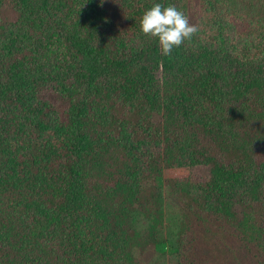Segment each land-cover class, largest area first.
Returning a JSON list of instances; mask_svg holds the SVG:
<instances>
[{
    "label": "trees",
    "instance_id": "trees-1",
    "mask_svg": "<svg viewBox=\"0 0 264 264\" xmlns=\"http://www.w3.org/2000/svg\"><path fill=\"white\" fill-rule=\"evenodd\" d=\"M153 2L0 0V264H264V0Z\"/></svg>",
    "mask_w": 264,
    "mask_h": 264
},
{
    "label": "clouds",
    "instance_id": "clouds-1",
    "mask_svg": "<svg viewBox=\"0 0 264 264\" xmlns=\"http://www.w3.org/2000/svg\"><path fill=\"white\" fill-rule=\"evenodd\" d=\"M140 33L156 38L161 53L170 55L172 50L190 40L197 31L189 17L174 4H165L163 0H154L139 21Z\"/></svg>",
    "mask_w": 264,
    "mask_h": 264
},
{
    "label": "rangeland",
    "instance_id": "rangeland-1",
    "mask_svg": "<svg viewBox=\"0 0 264 264\" xmlns=\"http://www.w3.org/2000/svg\"><path fill=\"white\" fill-rule=\"evenodd\" d=\"M190 174V169L188 168H179V169H169L165 172V177H185ZM165 197H166V204L168 207V215L169 218H175L177 217V208L175 205V201L171 196L169 195L168 191L165 190ZM173 252L171 249H167L166 252H160L153 248H151L146 253V260L150 263H156V264H175V257L172 254Z\"/></svg>",
    "mask_w": 264,
    "mask_h": 264
}]
</instances>
